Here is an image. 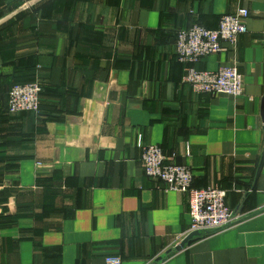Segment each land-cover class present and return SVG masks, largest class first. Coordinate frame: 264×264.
I'll list each match as a JSON object with an SVG mask.
<instances>
[{"label":"crops","instance_id":"0c3cea01","mask_svg":"<svg viewBox=\"0 0 264 264\" xmlns=\"http://www.w3.org/2000/svg\"><path fill=\"white\" fill-rule=\"evenodd\" d=\"M240 8L237 47L195 67L236 64L244 93L196 92L178 30ZM28 82L39 111L10 113ZM263 96L264 0H0V264H264ZM140 138L225 189L233 224L176 246L189 196L146 175Z\"/></svg>","mask_w":264,"mask_h":264},{"label":"built area","instance_id":"2783aa9c","mask_svg":"<svg viewBox=\"0 0 264 264\" xmlns=\"http://www.w3.org/2000/svg\"><path fill=\"white\" fill-rule=\"evenodd\" d=\"M249 17L250 11L240 8L235 13L224 14L217 29L194 23L187 29L178 30L176 51L179 59L189 64L184 82L189 83L196 92L241 96L244 93V79L236 64L221 66L217 70L198 69L195 64L209 55L227 50L226 44L236 48L239 37L248 32ZM41 91L39 82L15 84L9 92L8 111L38 112ZM139 146L147 176L163 182L168 190L188 193L191 216L189 233L219 231L233 224L237 216L227 204L225 189L218 186L195 187L194 174L188 166L173 162L157 144L144 143L140 138ZM105 261L106 264H121L122 258L111 255Z\"/></svg>","mask_w":264,"mask_h":264},{"label":"water","instance_id":"95a60500","mask_svg":"<svg viewBox=\"0 0 264 264\" xmlns=\"http://www.w3.org/2000/svg\"><path fill=\"white\" fill-rule=\"evenodd\" d=\"M261 115H262V119L264 121V96L262 98V104H261ZM201 233L200 232H193V233H190L186 238H184L182 241H181V246H184L185 244H188V243H191V241L193 240V238L197 235H200Z\"/></svg>","mask_w":264,"mask_h":264},{"label":"trees","instance_id":"16d2710c","mask_svg":"<svg viewBox=\"0 0 264 264\" xmlns=\"http://www.w3.org/2000/svg\"><path fill=\"white\" fill-rule=\"evenodd\" d=\"M10 3H13V4H17V5H20L22 4L25 0H6Z\"/></svg>","mask_w":264,"mask_h":264}]
</instances>
